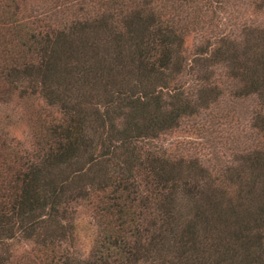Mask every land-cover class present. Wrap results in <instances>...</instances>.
I'll list each match as a JSON object with an SVG mask.
<instances>
[{
    "label": "trees",
    "instance_id": "trees-1",
    "mask_svg": "<svg viewBox=\"0 0 264 264\" xmlns=\"http://www.w3.org/2000/svg\"><path fill=\"white\" fill-rule=\"evenodd\" d=\"M26 1L0 0V106L31 121L0 122V264H264V0L235 32L231 0Z\"/></svg>",
    "mask_w": 264,
    "mask_h": 264
},
{
    "label": "rangeland",
    "instance_id": "rangeland-1",
    "mask_svg": "<svg viewBox=\"0 0 264 264\" xmlns=\"http://www.w3.org/2000/svg\"><path fill=\"white\" fill-rule=\"evenodd\" d=\"M233 1V2H232ZM253 0H231L229 4H226L227 6H223L222 9H216L215 17L213 18L214 24L219 20L218 26H212L214 31H222L223 29L225 31H231L233 30L238 31V28L246 23L249 22V20L254 21H261L263 19V13L260 12V10L256 9L254 5H252ZM260 1H258V4ZM34 6V0H27L24 5H20L21 12L25 14V12L28 14L29 7ZM27 8V9H25ZM229 14V15H227ZM232 14V15H230ZM229 16H232L229 18ZM224 20H230L231 22L236 23V27H230V23H227V21ZM197 30L199 28L196 27ZM236 29V30H235ZM198 34L196 32H192L190 34L189 43L190 44H196L198 41ZM190 56V54H189ZM29 112L26 109V104L24 102L18 101L15 98H12L8 100L7 103H4L2 106H0V122H4L5 126L7 127V131L9 135H11L15 140H19L21 143H26L30 140V125L31 121L28 116ZM241 116L245 117L244 112H240ZM241 127H238V124L233 123V127L239 128L238 130H235L236 133L239 135H243L245 132L244 127V121H240ZM225 128V127H224ZM243 130V131H242ZM183 133V132H176V133H170L168 135L162 136L160 140L158 141L159 144L162 145H169L171 143H174L175 141L180 142L183 139L186 140H194L195 136ZM190 142V141H187ZM196 144L192 143H186L188 145H184L182 149H190L188 152H184L192 157H198L200 161H204L205 164H203L205 167L208 168V170H211L212 162L209 159H213V157H210L209 150L205 149L202 150V146L198 145L197 142H194ZM187 151V150H186ZM179 153V152H178ZM175 154H177L175 152ZM233 153L231 150H228L225 153V156L223 158L224 161H232ZM82 211V210H81ZM23 245L15 246V251H18L17 253L22 252ZM83 251H79L77 255H82Z\"/></svg>",
    "mask_w": 264,
    "mask_h": 264
}]
</instances>
